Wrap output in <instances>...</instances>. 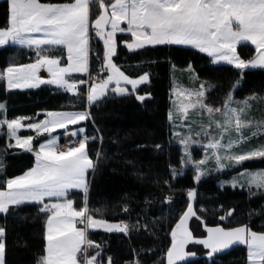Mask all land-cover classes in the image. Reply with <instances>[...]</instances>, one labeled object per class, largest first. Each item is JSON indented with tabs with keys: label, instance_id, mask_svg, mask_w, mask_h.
Masks as SVG:
<instances>
[{
	"label": "trees",
	"instance_id": "1",
	"mask_svg": "<svg viewBox=\"0 0 264 264\" xmlns=\"http://www.w3.org/2000/svg\"><path fill=\"white\" fill-rule=\"evenodd\" d=\"M8 7V0H0V28L8 26ZM91 16L94 18L96 14ZM132 38L129 32L116 35L113 62L129 76L149 75V82L140 85L133 94L122 96L109 92L88 104L85 85L80 86V94L76 95L47 83L35 88L8 89L6 81L0 80V101L5 102L3 112L8 120L30 117L32 122L43 118L46 110H89L88 119L70 127L83 126L85 135L92 137L87 147L95 168L88 174V207L100 209L94 213L96 219L117 224L129 221L126 234L90 229L88 239L100 248L89 249V256L99 252L98 264H107L108 257L112 264H167L171 232L189 203L196 211V216L189 219L194 236H204L209 226L248 225L253 231L264 232V192L252 189L250 193L243 187L219 184L221 178L231 173L264 167V159L246 161L196 182L193 168L183 173L179 170L183 160L182 145L174 140L169 119L174 73L181 75L184 68L192 66L197 76L209 84L207 103L219 106L240 77L236 97L264 93V68L241 70L230 64H216L208 54L190 46L146 45L130 50L126 42ZM89 46V69L94 71L101 64L99 57L103 56L105 48L92 28ZM50 48L51 55L58 54L56 47ZM239 51L244 58H249L255 48L242 44ZM42 53L46 52L42 50ZM37 58L35 47L11 43L0 46V72L10 65ZM145 94L143 101L136 98ZM22 133L34 135L30 129ZM12 141L5 135L4 128L0 130V182L23 174L35 163L33 153L20 147H8ZM192 189L197 193L194 201L187 195ZM69 197L74 198L76 207H82V191H70ZM39 207L41 205L35 203L24 204L10 208L8 213H0V227L5 229V264H38L45 254L46 214L39 212ZM230 210L234 211L229 216ZM222 216L226 218L221 219ZM189 248L197 253L176 264H247L244 245L215 253L211 261L209 249L202 244L192 242Z\"/></svg>",
	"mask_w": 264,
	"mask_h": 264
},
{
	"label": "snow or ice",
	"instance_id": "2",
	"mask_svg": "<svg viewBox=\"0 0 264 264\" xmlns=\"http://www.w3.org/2000/svg\"><path fill=\"white\" fill-rule=\"evenodd\" d=\"M96 4L102 10L91 22L95 35L103 40L105 51L101 60L100 72H110L99 83H93L87 88L86 100L93 104L105 97L109 91L117 95L133 94L138 85L149 82L147 73L131 78L113 62L116 54L115 34L127 31L135 38L134 43H128L130 50L143 48L146 45H184L198 49L214 58V61H226L235 64L237 68H264V0H73L71 3H42L41 0H8V26L0 28V46L18 44L29 48L35 47L38 59L31 64L10 65L0 72V80L6 81L8 89L35 88L40 84H53L65 92L79 95V85H87L86 80H71L74 73L89 72V29L90 6ZM126 22L127 27L120 24ZM110 26L109 31H105ZM33 33H43L42 38H34ZM250 43L255 46L256 55L244 60L237 54V45ZM44 46H61L66 49V66L60 65V60L42 54ZM44 68L51 79L37 75ZM69 77L66 79L65 77ZM121 82L130 85L122 87ZM115 87L110 88L111 84ZM175 91V90H174ZM184 95V93H180ZM186 95L203 97V85L196 92ZM138 100L146 97L137 95ZM231 96L224 105L227 109L223 114V122L216 121L215 128L220 129L219 138L213 136L206 147L214 150L213 157L217 161V170L241 166L246 161L264 159V145L247 151L234 153L231 149L238 143L246 142L264 132V121L254 122L243 119L247 102L243 108H230ZM205 109L211 115L221 112L220 108H212L197 100L190 105H181L182 117L187 120L189 109ZM4 109L0 105V114ZM39 115V114H38ZM46 119L35 123L23 124L30 117L15 119H0V128L6 126L7 136L15 140V145L26 151H33V136L21 138L18 133L21 128L34 130L37 134L51 135L56 129H64L66 134L73 136L77 132L68 133L69 125H76L89 118L88 112H47ZM172 119V115H169ZM211 127V124L209 125ZM255 127L250 136L244 135V130ZM231 132L235 139L224 142V134ZM82 131V129H81ZM203 135H210L204 131ZM58 137H53L47 143L41 144L35 153V167L23 175L5 179L0 182V213H8L10 208L24 204H39L38 211L46 214L45 220V254L38 264H98L99 252L89 256V249H99L100 245L88 239L89 229L103 228L106 231L127 233V224H109L102 219L94 218V213L100 209L90 210L87 204V175L95 164L88 153V138L81 139L77 144L57 150ZM191 136L182 140L185 145V155L190 160L187 151ZM223 151V155L219 153ZM99 155V153H97ZM229 161L230 163H224ZM206 160L197 161L195 167L196 182L201 179L200 165ZM2 167V164H0ZM249 177L248 191L253 187L264 192V170H245ZM232 187H243L237 181L231 182ZM78 189L84 193L82 207H73L69 199L71 190ZM191 201L196 199L195 189L187 193ZM46 197H56L55 203H44ZM170 202V201H169ZM127 211V208L124 209ZM232 211L228 215H232ZM196 216L191 203L182 214L175 229L171 232L172 244L167 252V264H176L195 253L186 252L185 246L194 241L209 249V256L227 250L234 245L246 247L247 264H264V232L253 231L248 225L225 229L224 227L207 228L206 239H195L187 227L188 220ZM226 217H221L225 219ZM199 219V217H197ZM83 227H77V225ZM5 229L0 227V264H5L6 244ZM107 264H112L107 258Z\"/></svg>",
	"mask_w": 264,
	"mask_h": 264
},
{
	"label": "rangeland",
	"instance_id": "3",
	"mask_svg": "<svg viewBox=\"0 0 264 264\" xmlns=\"http://www.w3.org/2000/svg\"><path fill=\"white\" fill-rule=\"evenodd\" d=\"M42 3H45V2H42ZM48 3H50V2H48ZM55 4H60V3L55 2ZM94 5L96 6V4H94ZM101 13H102V10L99 9L98 12L96 13L95 18H97V15L101 14ZM109 30H110V26L106 27L105 31H109ZM42 37H43V35H42ZM114 40H115V44H116V34L114 36ZM242 44H249V45H251V46H253L255 48V46L250 44V43H241V44L237 45L236 51H237V54L239 55V57L241 59L246 60V61L251 59V58H253L256 55V52L249 58H244L241 55V53L239 51V47ZM182 46H184V45H182ZM42 50L46 52L45 55L53 56V57H56L57 59H59L61 66H66V63H67V59H66L67 52H66V49H64L61 46H56V51L58 53L57 55H51L50 54L51 50H52V48H50V47L49 48L48 47L43 48ZM246 52H247V50H246ZM42 54H44V53H42ZM210 57H211L212 61L214 63H216V64H222V63L229 64L226 61H222V60L221 61H214V58L212 56H210ZM36 60L30 61V62H27V63L13 64V65L31 64V63H34ZM100 65L96 69L97 71L100 69ZM230 65L235 66L234 63L230 64ZM246 69H249V68H246ZM40 70L43 72L41 74L42 76H43V74H45L43 76L44 79H51V76L46 71V69L41 68ZM241 70H245V69H241ZM92 72L93 71H90V69H89V72L86 73L84 78H80L79 76H77V78H75L73 75H71L70 79L71 80H76V81L87 80L89 74H91ZM98 72H99V75L96 76L95 79L90 80V82L87 85H85L86 89L89 86H91L93 83H99L101 79H105L107 77V75L110 74V72H100V71H98ZM37 75H38V73H37ZM72 76L74 77V79H72ZM65 78L68 79L69 77L66 76ZM241 79H242V77H240L236 81V83L234 84L232 90L229 92L228 96L226 97V99L223 101L222 104H220L219 106H212V105L208 104L207 101H206V92L209 89V84H208V82L206 80L200 79L197 76V73H196L195 69L192 66L184 68V71H182L181 75L174 73V75H173V86H172V90H171V109H170V114L172 115V119L170 121H171L173 138H174V140L176 142H178V143H180L182 145L183 160H182V163H181V167L179 169L182 173L188 168H193L194 171H195V176H196L197 175V170H196V167H195V163L197 161H201V160H206L205 164L200 165V171L202 173L201 174V178H203V177H205V176H207V175H209L211 173H217V172L221 171V170H217V161L214 158H212L214 150L207 148L206 145H207L208 141L213 136H216L217 138H219L221 130L215 128V122L216 121L223 122L226 119V117L224 116L223 113L227 109H225L224 105H225V103L227 101V98L229 96H231V103L229 105L230 108H236V109L243 108L245 106V102H247V109H246V112H245V114L243 116V119L252 120L254 122L264 121V93H261V94L253 93V94H250V95H248L246 97H243V98L236 97L235 92H236V89L239 87V85L241 83ZM40 85H42V84H40ZM51 85H53V84H51ZM121 85H124V83L121 82ZM201 85H203V91H204L203 97H199V96L193 95V96H191L189 98L186 95V93H188V92H196V91L200 90L201 89ZM53 86L57 87L56 85H53ZM80 86H82V85H79L78 92H79ZM109 87L110 88L111 87H115V84L113 83ZM109 92H111V91H109ZM180 93H184V95H181ZM197 100L202 101L204 104H207L208 106H210V107H212L214 109L215 108H220L221 112L213 113V114L209 115L206 112L205 109L197 107L195 109H189L188 119L185 120L182 117V114H181V112L179 110L180 106L181 105L193 104ZM0 105L4 106V109H3V111H4L5 107H6L5 102H1L0 101ZM47 112H88L89 113V110L88 109L46 110L44 113L46 114ZM45 114H44V117L39 119V120H34L32 122H30L29 120H23L22 123L26 125L28 123H35V122H38V121H42V120L47 118ZM89 117H90V114H89ZM17 118H22V117H17ZM0 119H7L5 117V115H4V112H2V114H0ZM81 122L82 121H80L79 123H81ZM210 124H211V127H209ZM71 126L72 125H69L68 133L72 132V131H70L71 130L70 129ZM3 128H4V133L7 136L6 126L0 128V130H2ZM24 130H27V128H21V130L18 133V135L21 138H25V137L29 136L27 134H23L22 133V131H24ZM59 130H62V129H59V128L56 129L51 135H49L48 133L37 134L34 130H32L34 132V135H31V136L34 137V139L32 140V145H31L32 148H33V153L35 154L37 151H39V148L36 147L38 144L47 143L48 140L52 139L53 137H58L59 138L58 139V144L59 143H63L64 141L74 140V139H77V138L83 139V138L87 137L88 140L92 138L91 136L80 135L79 134V130H76V129H74V130H75V132H77V135L73 136L71 134H66L65 138H60L59 136H56V134L58 133L57 131H59ZM82 130L86 131L84 127H83ZM254 130H255V127L249 128V129H245L244 130V135L245 136H250L251 132L254 131ZM204 131H207L210 135H208V136L203 135ZM188 136H191V139H192V142L189 143L188 148H187V151L190 152V154H191V156H190L191 162H188V159L186 158L185 145L182 143V140L186 139ZM229 138H232V139L236 138L235 135L231 132V130L228 133L224 134V142H227L229 140ZM36 139H37V141H36ZM13 141L10 144L15 145L16 142H15L14 139H13ZM260 145H264V132H262L261 134L255 136V137H251L246 142L236 144L231 149V151L234 152V153L241 152V151H247V150H250L251 148H255V147L260 146ZM219 154L223 155L224 153H223V151H221ZM35 162H36V158H35ZM224 163H230V162L229 161H224ZM227 169H230V168H225L224 170H227ZM224 170H222V171H224ZM245 170H249V171L255 172V171L264 170V167H259V168H255V169H248L247 168V169H242V170H240L238 172L231 173L228 176L221 178L219 180V184L221 186H226V185H230L231 186V182L235 180L239 184L244 185L243 188L248 189L247 181H248L249 177L245 174ZM253 189H256V188L253 187ZM239 226H242V225H239ZM239 226L224 227V228L225 229H230V228H235V227H239ZM187 227L191 231L190 221L189 220L187 222ZM214 227H217V226H209V227H206V228H214ZM220 227H222V226H220ZM191 233H192V231H191ZM192 236L195 239H197V240L198 239H206L207 236H208L207 229H206V233H205L204 236L199 237V236H194L193 234H192ZM192 242H194V241L188 242L186 244L184 250L186 252L195 253L196 254L197 252L194 249H190L189 248V244L192 243ZM194 243H196V242H194ZM189 257H191V256H189ZM189 257H187V258H189ZM211 257H213V256H211ZM187 258H185V259H187ZM185 259H183V260H185ZM183 260H177L176 263H178L180 261H183Z\"/></svg>",
	"mask_w": 264,
	"mask_h": 264
},
{
	"label": "crops",
	"instance_id": "4",
	"mask_svg": "<svg viewBox=\"0 0 264 264\" xmlns=\"http://www.w3.org/2000/svg\"><path fill=\"white\" fill-rule=\"evenodd\" d=\"M106 1V3H108V0H105ZM112 2H114V0H112ZM68 3H71V2H68ZM60 4H63V3H60ZM95 4V3H94ZM94 4H92L91 6H90V29H91V22L95 19V16H94V18H93V16H91V14H96L97 12H98V10H99V8L98 7H96ZM92 12V13H91ZM120 27L121 28H126L127 27V24H126V22H122L121 24H120ZM90 29H89V35H90ZM123 32H127V31H123ZM119 33V31L116 33V35ZM30 35H32L34 38H42V35H43V33H33V34H30ZM103 41V40H102ZM134 41H135V38L133 37L132 38V40H130V41H127L126 42V44H128V43H134ZM18 45V44H17ZM22 46V45H21ZM27 47V46H26ZM34 47V46H33ZM48 57H50V58H56V57H53V56H48ZM119 67V66H118ZM120 68V67H119ZM121 69V68H120ZM121 71H123L122 69H121ZM124 72V71H123ZM43 72L41 71V70H39V72H38V76H40L41 78H43V76L45 75V74H43V76L41 75ZM125 73V72H124ZM145 74V73H144ZM75 78H77V76H85L86 75V73H74V74H72ZM125 75H127L126 73H125ZM143 75V74H142ZM72 76V79H74V77ZM129 76V75H128ZM140 76V75H139ZM129 77H131V78H138V76H129ZM140 85H142V84H140ZM140 85H138L137 86V88L140 86ZM122 87H127L128 89H129V91L130 90H132L131 89V86L130 85H126V84H124V85H121ZM112 88V87H111ZM136 88V89H137ZM18 89H23V88H18ZM135 89V90H136ZM142 96H147V94H145V95H142ZM81 128L83 129V126H77V127H75V128H70L71 130L70 131H75L74 129H76V130H79V134L80 135H85V131H81ZM58 133L56 134V136H59L60 138H65V136H66V132H65V130L64 129H62V130H59V131H57ZM40 145L41 144H38L36 147L37 148H39L40 147ZM31 153H33V151H31ZM34 154V153H33ZM35 155V154H34ZM36 158V157H35ZM95 164V163H94ZM33 167H35V164H34V166ZM32 167V168H33ZM31 169V168H30ZM30 169H28V170H30ZM27 170V171H28ZM93 169H90L89 170V172L90 171H92ZM26 171V172H27ZM89 172H88V174H89ZM25 173V172H24ZM23 173V174H24ZM23 174H20V175H23ZM20 175H17V176H20ZM17 176H15V177H17ZM15 177H12V178H15ZM87 183H88V191H89V185H90V183H89V179H88V175H87ZM74 190H78V189H74ZM74 190H71V191H74ZM78 191H81V190H78ZM88 191H87V194H88ZM69 199H72L73 200V202H74V198L73 197H68ZM55 202H57V198L56 197H51V198H49V197H46L45 198V200H44V203H48V204H51V203H55ZM73 207L74 208H76L77 210H79V207H76L75 206V203H73ZM105 221V220H104ZM107 223H109V224H117V223H115V222H109V221H106ZM77 227H83V225H77ZM99 228V227H98ZM99 229H103V228H99ZM90 230V229H89ZM45 231H46V229H45ZM88 233H89V231H88Z\"/></svg>",
	"mask_w": 264,
	"mask_h": 264
},
{
	"label": "built area",
	"instance_id": "5",
	"mask_svg": "<svg viewBox=\"0 0 264 264\" xmlns=\"http://www.w3.org/2000/svg\"><path fill=\"white\" fill-rule=\"evenodd\" d=\"M98 75H99V72L97 70H94L91 74H89V76H88L86 81H88V83H89L90 80L95 79V77L98 76ZM80 140H81V138H77V139H74V140H68V141H64L63 143H59L57 145V150H63V149H65L68 146H72L74 144H77ZM120 223L129 225V221L128 220L120 222ZM211 260H212V257L210 258L209 261H211ZM208 264H210V263H208Z\"/></svg>",
	"mask_w": 264,
	"mask_h": 264
}]
</instances>
